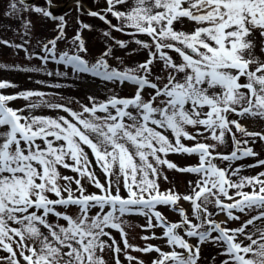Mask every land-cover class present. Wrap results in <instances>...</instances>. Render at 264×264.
<instances>
[{
  "label": "rangeland",
  "instance_id": "rangeland-1",
  "mask_svg": "<svg viewBox=\"0 0 264 264\" xmlns=\"http://www.w3.org/2000/svg\"><path fill=\"white\" fill-rule=\"evenodd\" d=\"M214 1L0 0V264H264V0Z\"/></svg>",
  "mask_w": 264,
  "mask_h": 264
},
{
  "label": "bare ground",
  "instance_id": "bare-ground-1",
  "mask_svg": "<svg viewBox=\"0 0 264 264\" xmlns=\"http://www.w3.org/2000/svg\"><path fill=\"white\" fill-rule=\"evenodd\" d=\"M51 7L56 8L57 6L55 4H51Z\"/></svg>",
  "mask_w": 264,
  "mask_h": 264
}]
</instances>
